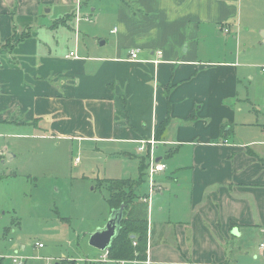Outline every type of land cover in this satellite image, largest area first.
<instances>
[{
  "label": "crops",
  "instance_id": "1",
  "mask_svg": "<svg viewBox=\"0 0 264 264\" xmlns=\"http://www.w3.org/2000/svg\"><path fill=\"white\" fill-rule=\"evenodd\" d=\"M83 1L0 0V43L10 38L14 43L0 50V126L23 129L18 134L23 137L123 144L127 154L129 144L139 153L141 140L154 139V155L163 148L167 159L181 156L183 162H171L170 177L180 194L170 202L167 218L152 221L149 209L148 255L150 246L171 240L168 252L193 264L192 252L214 256L207 244L218 245L215 237L225 241L226 232L242 235L239 227H264L252 208L262 212L264 182L240 173L241 149L234 143L238 125L264 131V124L242 119L252 103L233 60L243 22L264 28V0H251L246 18L242 0ZM50 13L57 16L49 20ZM83 21L92 23L84 31ZM67 27L75 32L71 42L63 33ZM232 34L236 41H229ZM133 49L137 59L130 57ZM5 151L0 149V162L16 157L8 152L9 159ZM139 192L146 194L142 186ZM11 232L0 229V264L76 262L51 249L24 258L30 254L6 243ZM259 251L264 256L260 245Z\"/></svg>",
  "mask_w": 264,
  "mask_h": 264
},
{
  "label": "rangeland",
  "instance_id": "2",
  "mask_svg": "<svg viewBox=\"0 0 264 264\" xmlns=\"http://www.w3.org/2000/svg\"><path fill=\"white\" fill-rule=\"evenodd\" d=\"M241 4L243 17L246 18L251 0H242ZM49 8L50 6L47 9ZM56 16L55 13H50L45 17L50 20ZM262 16L264 19V12ZM260 24L243 22L239 34L235 33L239 39L238 48L233 44L235 56L238 52V58L233 56V60L237 61L242 76L240 86L245 92L250 91L248 98L254 108L246 111L242 119L254 125L264 124V43ZM90 25L92 23L83 21L81 29L84 31ZM65 29L67 32L63 30V33L71 42L75 32L69 27ZM233 37L234 34L230 35L229 41H236ZM225 46L221 44L220 47L223 49ZM229 46L228 43L227 48ZM263 132L260 129L244 130L238 125L234 135V143L241 149H238L237 162L242 165H239L238 170L240 173L245 171L246 176L259 182H264ZM22 133L23 129L0 126V149L4 148L6 155L8 152L16 155L12 160L5 158L3 163L0 162V229L6 226L14 230L9 236L12 241L6 243L15 244L21 252L30 254L24 258H31L40 250L51 249L58 256L64 253L73 257L75 264H86V260L91 261V264H113L112 259L103 257L104 250L89 243L90 234L103 227L108 221L105 218L110 214L107 201L109 193L105 181L127 178L137 181L143 164L148 165L144 169L145 175H148L149 151L135 153L133 148L137 145L129 144L133 148L130 149L131 154H127L122 149L123 144H120L122 147L118 143L103 142L72 144L70 141L47 136L32 138L18 135ZM251 141L257 143L247 144ZM162 151L163 148L160 154L153 153V156H163L160 161L166 163L169 170L155 175L156 182H161L165 187L162 190L163 195L156 191L150 198V218L155 222L167 218L170 202L180 194L170 177L171 162L184 161L181 156L167 159ZM76 158H79V162L75 164ZM11 171L19 174L10 175ZM141 186L146 193L149 192V177H146ZM259 195L263 201L262 212H258L256 206L252 208L255 222L264 224V190ZM184 196L187 195L182 191L181 197ZM248 197L253 199L251 194ZM14 219H18L20 223L16 224ZM239 229L238 233L242 235L238 237H232L226 232L225 237L228 240L215 237L218 245L207 244L214 256L206 251L198 254V250L188 255L189 260L193 264H221L224 260L228 264H264V256L259 251L260 242L264 240V227ZM38 242L44 247L39 248L36 245ZM164 244L163 241L152 248L150 246L149 262L140 260L135 264H189L178 261L168 252L167 244H172L171 240L166 242V247ZM22 245L26 246L25 250ZM6 253H12L9 246H6ZM56 263L58 262L55 258L49 261V264Z\"/></svg>",
  "mask_w": 264,
  "mask_h": 264
},
{
  "label": "trees",
  "instance_id": "3",
  "mask_svg": "<svg viewBox=\"0 0 264 264\" xmlns=\"http://www.w3.org/2000/svg\"><path fill=\"white\" fill-rule=\"evenodd\" d=\"M22 38L24 37H20V39ZM12 40V38L8 39L5 45L0 43V50L4 46H13ZM167 121L168 119L160 124L156 134L158 139L161 137ZM147 167L148 165L144 166L143 164L141 176L137 181L128 178L108 179L105 181L109 193L107 201L111 209L120 208L122 205L125 206L119 234L108 249L112 259L145 260L148 255L149 201H144V198L148 197V193L141 194L139 192L141 185L148 177L144 173V169H147ZM68 264H75V262L71 261Z\"/></svg>",
  "mask_w": 264,
  "mask_h": 264
},
{
  "label": "built area",
  "instance_id": "4",
  "mask_svg": "<svg viewBox=\"0 0 264 264\" xmlns=\"http://www.w3.org/2000/svg\"><path fill=\"white\" fill-rule=\"evenodd\" d=\"M88 18H86L87 20ZM227 30V29H226ZM159 55L162 54V51L158 52ZM71 55L75 56L74 52H71ZM132 59H137L138 58V49H133L131 51V56ZM262 72L264 73V67L262 68ZM156 144V141L154 139L151 140H141L139 147L137 148V151L139 153H144L147 151V145L149 146V154H150V164H149V172H148V177H149V183H150V193L148 197L144 198V201L150 200L152 195L156 191H162L163 187L162 185L158 184L155 180V175L160 172H164L167 168V164L161 161H157V159L154 158L153 153H154V146ZM136 244V243H134ZM39 246H43L42 243H38ZM260 249L264 253V241L260 244ZM103 257H106L107 259H112L109 255V250L107 249L105 251V254ZM148 257V256H147ZM19 258L15 257L14 261H18ZM138 259H112L113 264H135L138 262ZM147 261L149 262V258H147Z\"/></svg>",
  "mask_w": 264,
  "mask_h": 264
},
{
  "label": "water",
  "instance_id": "5",
  "mask_svg": "<svg viewBox=\"0 0 264 264\" xmlns=\"http://www.w3.org/2000/svg\"><path fill=\"white\" fill-rule=\"evenodd\" d=\"M261 36L264 43V28L261 30ZM9 159L12 158L11 153H7ZM159 161V159H157ZM125 206L111 210L107 223L103 227L97 228L90 234L89 243L100 250H107L112 245L115 238L118 236L121 221L123 218Z\"/></svg>",
  "mask_w": 264,
  "mask_h": 264
}]
</instances>
